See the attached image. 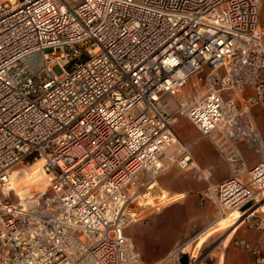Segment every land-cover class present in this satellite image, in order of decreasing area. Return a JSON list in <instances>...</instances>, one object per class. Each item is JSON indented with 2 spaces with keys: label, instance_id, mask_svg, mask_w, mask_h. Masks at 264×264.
I'll use <instances>...</instances> for the list:
<instances>
[{
  "label": "built area",
  "instance_id": "2783aa9c",
  "mask_svg": "<svg viewBox=\"0 0 264 264\" xmlns=\"http://www.w3.org/2000/svg\"><path fill=\"white\" fill-rule=\"evenodd\" d=\"M261 2L0 0V264H143L124 229L162 171L194 162L180 116L230 169L202 201L264 231ZM39 161L49 188L15 202L12 169Z\"/></svg>",
  "mask_w": 264,
  "mask_h": 264
},
{
  "label": "crops",
  "instance_id": "0c3cea01",
  "mask_svg": "<svg viewBox=\"0 0 264 264\" xmlns=\"http://www.w3.org/2000/svg\"><path fill=\"white\" fill-rule=\"evenodd\" d=\"M253 116L264 137V109L255 108ZM175 129L182 140L191 143L194 162L188 168L170 166L157 176L148 195L154 198L156 206L146 202L139 205V197L143 194L135 199L134 210L138 218L126 226L125 235L136 245L143 264L166 261L177 246L196 242L206 231L201 250L209 242L215 244L209 249L207 260L198 264H255L253 256L236 246L234 240L244 239L264 251V231L242 224L240 220L244 214L241 211L229 212L214 200L201 199V193L209 185L229 177L226 161L208 139L200 137L198 129L188 118L180 116ZM196 143L199 145L194 148ZM241 150L248 167L257 164L260 155L255 152L253 155L244 144ZM141 180L148 179L143 175ZM222 230L224 233H218ZM213 235L217 237L213 239ZM182 256L177 261L179 264H183ZM186 264H191L188 255Z\"/></svg>",
  "mask_w": 264,
  "mask_h": 264
},
{
  "label": "rangeland",
  "instance_id": "374dc122",
  "mask_svg": "<svg viewBox=\"0 0 264 264\" xmlns=\"http://www.w3.org/2000/svg\"><path fill=\"white\" fill-rule=\"evenodd\" d=\"M260 11H261V18L262 20L264 21V0H262L261 2V6H260ZM216 14L213 13L212 16H215ZM54 71L59 75L61 74L63 71L62 69L59 67V66H56L54 67ZM189 121V120H188ZM190 122V121H189ZM199 145V143H196L194 148L197 147ZM246 146V145H245ZM248 149V148H247ZM252 154L255 155V153L252 151ZM259 156V154H258ZM260 157V156H259ZM257 161V160H255ZM32 166L31 165H26V164H19L17 165L16 167H14L12 169V189H13V192H12V200H14L15 202H19V201H23V199H25L30 193L32 192H35V191H38V190H45V189H48L49 186H48V183H47V178L46 176L43 174L42 172V175L40 176L41 177V180L39 182H34L35 179L33 180L34 183H30L28 184L29 181H26L25 183L24 180L22 179L19 180V177L21 176V174L25 175L27 174V171L30 169V167ZM34 171V170H33ZM42 171V170H41ZM23 175V176H24ZM27 176V175H26ZM27 178V177H26ZM23 184H25V187L23 186ZM45 185V186H44ZM23 186V188H22ZM44 186V187H42ZM22 188V189H20ZM142 193H146V189L144 190H141ZM146 198V199H145ZM141 199V201L138 203L140 205V203H144L146 202L147 204H150V205H154L156 206V201L154 200V198L152 196H148V195H144L142 197H139V200ZM144 199V201H143ZM137 202V201H136ZM135 204V202H134ZM133 204V206H134ZM263 204V203H262ZM264 210V208H263ZM262 210H260V214H263L261 212ZM244 225H247L246 223H244ZM225 230H222L218 233H224ZM217 235V234H216ZM216 235H213V239H215L217 236ZM195 242L191 243L189 248H188V251H190L192 249V246ZM215 243H211L209 242L207 246L204 247V250H200L199 252V255H198V259H197V262H194L191 260V257H189L190 261L192 264H197L198 262H200L202 260V262H204L205 260H207V258L209 257V249H211L213 247ZM187 253V252H186ZM189 253V252H188ZM187 253V254H188ZM204 260V261H203ZM173 263V262H171ZM169 263V264H171ZM173 264H179L178 262H175Z\"/></svg>",
  "mask_w": 264,
  "mask_h": 264
},
{
  "label": "bare ground",
  "instance_id": "6f19581e",
  "mask_svg": "<svg viewBox=\"0 0 264 264\" xmlns=\"http://www.w3.org/2000/svg\"><path fill=\"white\" fill-rule=\"evenodd\" d=\"M41 165H42V162L41 161H39L38 163H36V164H34V165H32L31 167H30V169L27 171V174H21V176L19 177V180H21L22 181V179L24 180V182L23 183H25L26 181H29L28 182V184H30V183H36V182H39L40 180H41V175H42V172L43 171H41L42 170V168H41ZM34 170V171H33ZM44 174V173H43ZM27 175V176H26ZM27 177V178H26ZM35 179V181L33 182V180ZM23 186L25 187V184H23ZM23 186H22V188H23ZM45 186V185H44ZM44 186H42V187H44ZM22 188H20V189H22ZM146 199V198H145ZM259 205H261L262 206V203H259ZM256 208V207H255ZM254 208V209H255ZM253 211V210H252ZM229 212H239V210H237V209H233V210H230ZM245 215H247V214H244L243 216H242V218H241V220H240V222L242 221V219L245 217ZM207 232V231H206ZM203 233L202 235H201V237L193 244V246H192V249L190 250V251H188V248H189V246H190V242H188V243H186V244H184L183 246V248H182V250H183V252H189L190 253V257H191V260L192 261H197V259H198V255H199V252H200V250H201V248H202V246H203V244H204V242L206 241L205 239H206V236H207V233Z\"/></svg>",
  "mask_w": 264,
  "mask_h": 264
},
{
  "label": "water",
  "instance_id": "95a60500",
  "mask_svg": "<svg viewBox=\"0 0 264 264\" xmlns=\"http://www.w3.org/2000/svg\"><path fill=\"white\" fill-rule=\"evenodd\" d=\"M186 259H187V255L183 254V256H182V263L183 264H186Z\"/></svg>",
  "mask_w": 264,
  "mask_h": 264
}]
</instances>
